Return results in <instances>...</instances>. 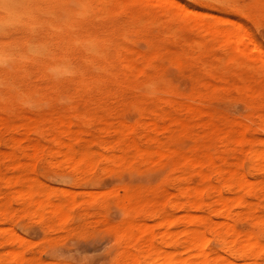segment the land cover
<instances>
[{"label": "rangeland", "instance_id": "374dc122", "mask_svg": "<svg viewBox=\"0 0 264 264\" xmlns=\"http://www.w3.org/2000/svg\"><path fill=\"white\" fill-rule=\"evenodd\" d=\"M8 1H0V228L9 226L23 239L13 241L9 228L0 229V264H59L78 259L122 264L128 249L142 243L134 228L142 220L152 224L159 246L187 258L192 252L183 237L172 244L161 239L157 202L165 201L164 212L172 221L167 228L181 232L186 215L182 206L188 202L179 193L182 187L219 185L225 196H231L221 172L236 165L248 173L253 185L246 192L264 204V173L252 171L247 156L250 148L264 142V62L250 59L257 54L252 44L247 46L250 58H235L231 45L213 33L214 28L223 32L237 22L236 28H244L264 51L260 0H171L196 12L194 20L181 8H173L174 13L169 7V12L162 3L152 1L154 5L149 0H122L120 6L115 0L95 6L97 0H87L85 12L83 0ZM237 3L238 8L222 7ZM70 10L76 14L73 21ZM56 16L63 18L61 22ZM61 24L62 32L57 29ZM66 30H74L73 43L69 44L72 32L66 35ZM92 39L99 41V47L91 46ZM100 45L106 52H98ZM100 68L107 71L106 77ZM149 78L154 79L152 83ZM190 106L199 113L191 114ZM243 128L246 139L239 143L234 135ZM148 136L154 138L149 145ZM134 139L140 143L138 148L132 146ZM188 157L215 158L213 168H204L208 180L200 181V170L187 169ZM126 194H137L143 205L134 208ZM204 200L213 209L215 199L205 194ZM53 207L59 208L57 213L50 212ZM60 210L66 213L61 221L56 218ZM241 210L232 208L236 231L241 236L256 233L264 242V226L249 222L245 214H239ZM192 213L209 217L208 224L198 229L207 236L209 249L223 253L213 228L221 216L207 208ZM124 230L128 242L122 236ZM11 250L16 254H8ZM233 261L244 264L240 259Z\"/></svg>", "mask_w": 264, "mask_h": 264}, {"label": "bare ground", "instance_id": "6f19581e", "mask_svg": "<svg viewBox=\"0 0 264 264\" xmlns=\"http://www.w3.org/2000/svg\"><path fill=\"white\" fill-rule=\"evenodd\" d=\"M1 1V0H0ZM3 1V0H2ZM8 0H6V2H7ZM19 1V0H18ZM18 1H16V2H18ZM62 1V0H61ZM61 1L60 2H58L59 3V5H60V3H61ZM82 1V0H81ZM87 0H83V4H84V2H86ZM90 2L92 1V0H89ZM102 1L103 0H101V2H99V0H97L95 3L94 2H92V3H94V6H95V4H98V3H100V5H101V3H102ZM115 1H117V2H119L118 3V5L120 6V4H121V2H122V0H115ZM147 1V0H146ZM150 2H151V4H154L155 2H160V3H162L165 7H166V9H167V7H168V11L170 12V10H169V7L170 8H172V10H173V8H175V9H179V8H181V9H183L184 7L183 6H180L179 5V3H177V2H174V1H171V0H149ZM152 1H154V3H152ZM221 1V0H220ZM244 1V0H243ZM242 1V2H243ZM9 2V1H8ZM66 2V1H65ZM78 2V1H77ZM150 2H146L147 4H149ZM215 2V1H214ZM218 2H219V0H218ZM66 3H68V0H67V2ZM79 3H81V2H79ZM89 3V2H88ZM160 3H157L156 5H159ZM238 4V3H237ZM260 4L261 5H264V0H260ZM5 5H6V3H5ZM15 5V4H14ZM18 5V4H17ZM80 5H82V3L80 4ZM85 5V7H84V12H85V9H86V5L87 4H84ZM90 4H88V6H89ZM155 5V4H154ZM239 5V4H238ZM8 6V5H7ZM88 6H87V8H88ZM91 6V5H90ZM118 6V7H119ZM56 8H57V5L55 6ZM68 6L66 5V7H65V9L67 8ZM92 7V6H91ZM96 7H97V5H96ZM0 8H2V7H0ZM36 8V7H35ZM61 8H62V6H61ZM69 8V7H68ZM67 8V9H68ZM93 8V7H92ZM92 8H91V10H92ZM101 8H102V6H101ZM100 8V9H101ZM60 9V8H59ZM58 9V10H59ZM99 9V10H100ZM9 10H10V8H9ZM13 10H14V8H13ZM54 11H55V9H53ZM58 10L57 11H55L54 13H57L58 12ZM76 10L78 11V8L77 9H75V12H76ZM90 10V11H91ZM162 10V9H161ZM184 11H183V13L185 14V16L189 19H193L194 20V18H193V16L194 17H196V12H192V10H188L187 8H185V9H183ZM256 10V9H255ZM5 11H6V9H5ZM41 11V10H40ZM61 11V10H60ZM86 11H87V9H86ZM89 11V12H90ZM178 11V10H177ZM52 12V11H51ZM62 12H63V10H62ZM66 12V11H65ZM69 12H71L72 14V21L75 19V13H74V11L72 12V10H70ZM81 12V11H80ZM101 12V11H100ZM173 12L175 13L176 11H174L173 10ZM233 12V11H232ZM24 13V12H23ZM39 13V11L38 12H36V14L37 15H40V14H38ZM53 13V12H52ZM54 13H53V15H54ZM59 13H61V12H59ZM59 13H57V14H59ZM77 13V12H76ZM178 13V12H177ZM196 15H195V14ZM11 14H12V12H11ZM44 14V12L41 14V16ZM73 14H74V16H73ZM82 14V13H81ZM84 14V13H83ZM87 14H88V12H87ZM183 14V15H184ZM19 15V14H18ZM27 15V14H26ZM62 15V14H61ZM60 15V17H63V16H61ZM85 15V14H84ZM84 15H83V17H84ZM205 15V14H204ZM12 16V15H11ZM48 16V15H47ZM181 16V14H179V17ZM53 17V16H52ZM57 17V16H56ZM58 17H59V15H58ZM57 17V18H58ZM73 17H74V19H73ZM77 17V16H76ZM81 17V16H80ZM79 17V18H80ZM11 17H9V19H10ZM27 18V17H26ZM29 18V17H28ZM40 18V17H39ZM60 18H58V20H59ZM63 18H61L60 20H59V22H61V20H62ZM78 19V18H77ZM81 19V18H80ZM216 19H218V18H216ZM224 19V18H223ZM4 20V19H3ZM18 19H16V21H17ZM55 20V19H54ZM53 20V21H54ZM58 20H55L56 22L58 21ZM123 20V19H122ZM222 21V19H219V21ZM2 21V20H1ZM0 21V22H1ZM12 21H13V19H12ZM19 21H20V19H19ZM40 21V20H39ZM52 21V20H51ZM80 21V20H79ZM220 21V22H221ZM254 21V20H253ZM8 22H9V20H8ZM7 21H5V23H8ZM56 22H53L54 24H57ZM58 22V25L60 24ZM63 22V21H62ZM223 22V21H222ZM224 22H226V21H224ZM4 22H2V24H3ZM17 23V22H16ZM49 23V22H48ZM64 24H65V22H63ZM231 23V22H230ZM233 23H234V26H231V27H229V28H225V29H223L224 31L222 32V30L220 29V31L219 30H217V29H213L212 31H213V33H216V34H218V35H220L221 37H223V42L225 43H227L228 45L230 44L231 45V54L233 55V56H235V58H244V57H247V58H250V56L248 55L249 53H248V50H247V46H248V44L249 45H251L252 44V47H253V49H256L257 50V54H255V55H257L258 56V58H257V56H253V58L251 57L250 59H257V61L260 59L262 62H264V51L261 49V47L257 44V43H255L249 36H248V32H246V30L244 29V28H241V29H239V28H236V27H238L237 25L235 26V23L237 24V22H232V24L231 25H233ZM14 24V23H13ZM21 24V23H20ZM23 24V23H22ZM26 23L24 22V26H27V24L25 25ZM28 24H29V21H28ZM37 24H38V22H37ZM36 24V26H41V24H39V25H37ZM64 24H61L62 25V28H57V27H55V28H57V29H60L59 31H61L62 32V29H63V25ZM67 24H68V22H67ZM9 25V24H8ZM15 25H17V24H15ZM30 25H31V22H30ZM29 25V26H30ZM72 25H73V28L75 29V27H74V23L72 22ZM76 25V24H75ZM206 25V24H205ZM11 26H12V24H11ZM33 26V25H32ZM45 26H47V24L45 23ZM69 26L70 25H68V28H69ZM203 26V25H202ZM241 26V25H240ZM20 27V26H19ZM52 27H53V24H52ZM64 27H66V24H65V26ZM71 27V26H70ZM207 27H208V25H207ZM242 27V26H241ZM36 28V27H35ZM68 28H64V29H68ZM201 28V27H200ZM47 29H49V32H50V27H48L47 26ZM57 29H55V30H57ZM205 29H209V28H206L205 27ZM24 30H25V28H24ZM26 30H28V27H27V29ZM68 30H71V28L70 29H68ZM76 30V29H75ZM79 30H80V28H79ZM201 30V29H200ZM211 30V29H210ZM218 32H217V31ZM31 31V30H30ZM36 31V30H35ZM35 31H34V33H35ZM53 31H54V29H53ZM67 31V30H66ZM84 31V30H83ZM170 31H171V29H170ZM28 32H29V30H28ZM55 32V31H54ZM57 32V34H58V31H56ZM72 32V31H71ZM71 32H69V31H67L66 32V35L69 33H71ZM73 32H74V30H73ZM72 32V34H70V42H69V44L70 43H73V42H71L72 41V36L74 35V33ZM86 32V31H85ZM208 32V31H207ZM206 32V33H207ZM48 33V32H47ZM32 34H33V32H32ZM65 34V33H64ZM168 34H169V32H168ZM209 34V33H208ZM37 35V34H36ZM52 35H53V32H52ZM175 35V34H174ZM31 36V35H30ZM59 36H61V33L59 34ZM65 36V35H64ZM69 36V35H68ZM76 36H77V33H76ZM171 36H173V34H171ZM207 36V35H206ZM210 37H211V34H210ZM47 38V37H46ZM73 38H74V36H73ZM225 38V39H224ZM81 39V38H80ZM80 39H78V40H80ZM83 39H84V41H85V39H86V35H85V38H84V36H83ZM74 40H76V38L74 39ZM77 40V41H78ZM93 40V39H92ZM90 41V43L91 42H93V43H91V46H92V44H98L99 43V41H95L96 43H94V40L93 41ZM203 40H205V39H203ZM76 41V42H77ZM42 42V41H41ZM81 42V41H80ZM89 42V40L87 39V41H86V43H85V45L87 44ZM173 42V41H172ZM27 44V43H26ZM78 44L80 45V46H77V48L79 49L80 47H81V43H79L78 42ZM89 44V43H88ZM30 45V44H29ZM36 45H38L39 46V44H36ZM42 45H43V43H42ZM93 45V46H94ZM99 45V44H98ZM97 45V46H98ZM24 46V45H23ZM73 46V45H72ZM75 46V45H74ZM101 46V45H100ZM198 46V45H197ZM25 48L24 49H26V45L24 46ZM99 47V46H98ZM102 47L103 46H101V48L100 49H97L98 50V52H99V50L101 51H103V52H106V51H104L103 49H102ZM190 47V46H189ZM31 48H32V45L30 46V49H29V53H30V50H31ZM43 48V47H42ZM65 48V47H64ZM74 48H76V47H74ZM86 48H87V45H86ZM89 48H90V45H89ZM93 48H96L95 46L93 47ZM104 48V47H103ZM117 48V47H116ZM16 49V48H15ZM35 49L36 48H33V52H35ZM82 49L84 50V48H83V42H82ZM92 48H90V50H91ZM181 49V48H180ZM73 50V49H72ZM80 50V49H79ZM87 50V49H86ZM94 50V49H93ZM115 50V49H114ZM8 51V50H7ZM19 51H20V49H19ZM24 51V50H23ZM22 51V52H23ZM26 52H27V50H25ZM32 51V50H31ZM41 52H42V50H40ZM46 51H47V47H46V49L44 50V52L46 53ZM94 51H96V50H94ZM219 51V50H218ZM11 52V51H10ZM12 52H13V49H12ZM25 52V53H26ZM50 52V51H49ZM83 52H85V51H83ZM87 52V51H86ZM90 52V51H89ZM88 52V53H89ZM97 52V51H96ZM102 52V53H103ZM115 52V51H114ZM63 53H64V51H63ZM100 53V52H99ZM28 54V53H27ZM32 55H34V53H31ZM41 54V53H40ZM90 54V53H89ZM95 54V52L93 53V55ZM105 54H107V53H105ZM116 54V53H115ZM180 54H183L182 52H180ZM92 54L91 55H89L90 56V58H91V56H93ZM96 55V54H95ZM99 55V54H98ZM10 56V55H9ZM21 56V55H20ZM28 56H29V54H28ZM84 56V55H83ZM88 56V57H89ZM150 56H151V54H150ZM249 56V57H248ZM0 57H2L1 55H0ZM5 57H6V55H5ZM5 57H4V59H5ZM18 57V55L16 56V59H18L17 58ZM99 57V59H100V56H98ZM98 57L97 58H95V59H98ZM11 58V57H10ZM35 58V57H34ZM36 58H37V54H36ZM62 58H65V57H62ZM70 58V57H69ZM102 58V57H101ZM107 58V57H106ZM181 58H183L184 59V57H181ZM8 59V58H7ZM66 59V58H65ZM82 59V58H81ZM84 59H86L85 57H84ZM94 59V58H93ZM104 59H105V57H104ZM103 59V60H104ZM180 58H178V57H176V61H178ZM220 59V58H219ZM15 60V59H14ZM26 60V59H25ZM67 60V59H66ZM92 60V59H91ZM101 60V59H100ZM181 60V59H180ZM185 60H187V59H185ZM216 60V59H215ZM240 60V59H239ZM81 61H83V59L81 60ZM89 61V60H88ZM93 61V60H92ZM112 61V60H111ZM114 61H115V58H114ZM153 61H154V59H153ZM218 61V60H217ZM244 61V60H243ZM252 61V60H251ZM94 62V61H93ZM92 62V64H94ZM96 62V61H95ZM179 62H181V61H179ZM239 62V61H238ZM58 63H59V61H58ZM68 63V62H67ZM85 63H86V61H85ZM88 63V62H87ZM106 64V62L104 61L103 62V64ZM156 63V62H155ZM232 63V62H231ZM233 63H235V61L233 62ZM55 64V63H54ZM83 64V63H82ZM173 64V63H172ZM181 64V63H180ZM179 64V65H180ZM59 65V64H58ZM58 65H57V67H58ZM83 65H85V64H83ZM90 65V64H89ZM76 66V65H75ZM86 66V68H87V64L85 65ZM92 66V65H91ZM90 66V67H91ZM107 66H108V64H107ZM177 66H178V64H177ZM203 66V65H202ZM62 67V66H61ZM67 67H68V65H67ZM102 67H104V66H102ZM109 67V66H108ZM136 67V66H135ZM243 67H245V65H243ZM246 68V67H245ZM60 69V68H59ZM97 69V68H96ZM144 69H146V67H144ZM203 69V68H202ZM100 70H101V68H100ZM148 70V69H147ZM210 70V69H209ZM72 71V70H71ZM70 71V72H71ZM77 71V70H76ZM99 71V70H98ZM119 71V70H118ZM82 72H83V70H82ZM84 72H85V70H84ZM84 72H83V74H84ZM104 73V69L102 68V70H101V72L100 73ZM107 72V71H106ZM105 72V73H106ZM65 73V72H64ZM102 73V74H103ZM105 73L103 74V75H105ZM75 74V73H74ZM74 74H72V75H74ZM262 74H263V72H262ZM65 75H67V74H65ZM64 75V76H65ZM68 76H70L69 74H68ZM76 76H77V73H76ZM63 77V76H62ZM105 77H106V75H105ZM115 77V76H114ZM153 78H155V77H153ZM158 78V77H157ZM92 79V78H91ZM90 79V80H91ZM93 79H95V78H93ZM98 79H100V78H98ZM150 79V78H149ZM104 79H102V81H103ZM152 80H154V79H152ZM152 80L150 79V83H152ZM159 80V79H158ZM158 80H157V82H158ZM89 81V80H88ZM155 81H156V78H155ZM90 82V81H89ZM92 83H93V80L91 81ZM99 82V81H98ZM148 82V81H147ZM146 82V83H147ZM159 82H161L160 80H159ZM242 83H245L244 81H241ZM82 83V82H81ZM95 84V80H94V83H93V85ZM97 84V83H96ZM148 84V83H147ZM3 85H6L5 84V82H4V84L2 83V86ZM93 85H90V86H93ZM158 85V84H157ZM1 86V85H0ZM84 86V85H83ZM85 87V86H84ZM236 92V91H235ZM237 94V93H236ZM235 94V95H236ZM170 96V95H169ZM176 97V96H175ZM256 98H258V97H256ZM206 100V99H205ZM195 103V102H194ZM187 105V104H186ZM185 105V106H186ZM159 109V108H158ZM188 109V111L191 113V114H198L199 113V110L196 108V107H194V106H190V107H188L187 108ZM257 118V117H256ZM259 120V119H258ZM158 122H159V119H158ZM178 123H179V121H178ZM250 123V122H249ZM151 126H152V128H153V126L155 125H153V123L151 122ZM132 125H134V124H132ZM210 125H211V123H210ZM253 126H255L254 124H252ZM251 124H250V126H252ZM180 126H181V124H180ZM25 128V127H24ZM29 128V127H28ZM163 128V127H162ZM245 128H246V126H245ZM245 128H243L244 129V131L242 130L241 132L239 131V134H238V136L237 135H234V137H235V139H236V141H238L239 143L240 142H243V141H245V139L246 138H244V132H245ZM251 128V127H250ZM26 129V128H25ZM25 129H24V133H25ZM247 129V128H246ZM251 129H249V131H250ZM260 130V129H259ZM263 129H261V131H262ZM26 131H28L27 129H26ZM248 131V132H249ZM264 131V130H263ZM262 131V132H263ZM238 132V131H237ZM251 132V131H250ZM28 133V132H27ZM256 133V132H255ZM127 134H131L129 131H127ZM42 138V137H41ZM137 138V137H136ZM40 139V138H39ZM41 140V139H40ZM138 140V139H137ZM247 140H249L248 138H247ZM154 142V138H152V136H148L147 138H146V143H147V145H149V144H152ZM131 143V142H130ZM140 144V143H139ZM139 144H138V142L134 139V141L132 142V146L133 147H135V148H138V146H139ZM66 145V144H65ZM67 147V146H66ZM99 147V146H98ZM103 149V148H102ZM50 151H52V150H50ZM157 151V150H156ZM154 153H155V151H154ZM160 153V152H159ZM211 153V152H210ZM42 155H44V152H43V154ZM163 155H164V153H163ZM166 155V154H165ZM245 155H247V153L245 154ZM247 156H249L248 158H250V160H251V170L252 171H254V172H257V171H262L263 173H264V142H262V143H260V145H258V146H255V147H252V148H250L249 150H248V155ZM158 158H159V156H157ZM246 157V156H245ZM247 157L245 158V160H247L248 159ZM41 159V158H40ZM39 159V160H40ZM215 158H202V159H200V160H197V159H195V158H193V157H188L187 158V160H186V166H187V169H194V170H196L197 171V169L198 170H200V181H206V180H208V177H209V174H208V172H205L204 171V168H206V167H211V168H213V166H215L217 163H216V161L214 160ZM74 161V160H73ZM78 161V160H77ZM77 161H76V163H77ZM87 161V160H86ZM44 162V161H43ZM72 162V161H71ZM48 163V162H47ZM99 164V163H98ZM248 164V163H247ZM247 164H245L244 163V165H247ZM75 165V164H74ZM112 165H113V163H112ZM219 165V164H218ZM90 167H91V165H90ZM244 170H246V169H244ZM218 174H219V176H220V169H219V171H218ZM221 174H222V176H223V178H225V179H227V181H226V185H225V187H226V189H227V192L228 193H230V194H232L231 196H225L224 195V193H223V190H222V188L218 185V186H209V185H207V186H189V187H182V189L179 191V193L182 195V196H185V197H187L188 199V202H186L185 204H183V208H185V211H186V215H185V217H184V223H185V227H184V229H182V230H180L181 232H175V231H172V230H170V228L168 227L167 228V226H168V224H169V222H170V220L171 219H168V217H167V215L165 214V201L164 200H162V201H159V202H157V209H158V213H159V218L161 219V222H160V224H159V227L161 228V229H163V235H162V237H161V239H163L164 240V244H166V243H168V244H172V243H174V242H176V241H180V239L183 237V239H184V243H185V247H186V249H189L191 252H192V254L189 256V257H187V258H182L181 259V257H178L177 256V253H175V252H167V251H165L161 246H159V243H158V238H156V236L154 235V233H153V230L150 228V226L152 225H147V223L145 222V221H139L138 223H137V227H134V226H131V228H137V231H138V233H139V235H140V237H139V240H141V244H140V246L139 247H137V248H134V247H132V248H129L128 249V252H127V254L126 255H124V259H123V261H122V264H140V263H143V264H235L234 263V261H233V259H240V260H242L243 261V263L244 264H264V242L261 240V238H260V236H258V235H253V232H251L250 233V235H247V236H241L237 231H236V228H235V223H234V220H232V218H231V215H232V208L234 207V206H236V207H239L240 209L242 208V210L239 212V214H245V216H246V218L249 220V222H251L252 224H254V225H261V226H264V204H261L260 202H255V197L256 196H254L253 194H250L249 192H246V190L247 189H249V188H251V186H253V185H251V181H248V179H247V175H248V173H246L247 175H245V172L242 170V169H240L239 168V166H233V168H231V170L228 172V171H226L225 170V172L224 171H222L221 172ZM75 176V175H74ZM212 176V175H211ZM6 177V176H5ZM36 178V177H35ZM253 178V177H252ZM39 179V178H38ZM250 180V179H249ZM212 181V180H211ZM170 183H172V182H170ZM40 184V183H39ZM168 184V183H167ZM212 184V183H211ZM222 186V185H221ZM168 187V186H167ZM117 188V187H116ZM123 188V187H122ZM17 190V189H16ZM117 190H119V189H117ZM29 191V190H28ZM106 191H108V190H106ZM110 191V190H109ZM116 191V190H115ZM169 191V190H168ZM20 192V191H19ZM26 192H27V190H26ZM31 192V191H30ZM76 192V191H75ZM86 192V191H85ZM102 192V191H101ZM17 193V192H16ZM92 193V192H91ZM205 194H206V196L208 197V198H213V199H215V204H214V207H213V209L212 208H209L208 207V203L209 202H207V201H205L204 200V196H205ZM24 195L26 196V195H31L32 196V193H29V194H25V192H24ZM93 195V194H92ZM95 195H97V194H95ZM168 195H169V193H168ZM19 197V196H18ZM125 198H126V200H128L129 201V203H131L132 205H133V207L134 208H139L141 205H143V199L141 200L138 196H137V194H126L125 195ZM48 202V205H50V204H52V206L54 205L52 202L50 203L49 201H47ZM169 201H167L166 203H168ZM18 203V202H17ZM40 203V202H39ZM51 206V207H52ZM54 206H56V205H54ZM167 208H169V206H167ZM207 208V210H208V212L210 211V212H213V213H215L218 217H220L221 216V218H222V220L221 221H218V222H216L215 223V226L213 227L217 232H218V234H219V244L218 245H220L221 244V246H222V248H223V253H218V252H214L213 250H211V249H209L208 247H207V244H206V242H207V239H206V235H205V233L202 231V230H199L198 229V227L199 226H201V225H204V224H208L207 222H209L208 220H209V217L207 216V215H202V216H198V215H195V214H193L192 213V211H194V210H205ZM58 209L59 208H57V210H56V207L54 208H52V210H50V212L51 211H53L54 210V213H57L58 212ZM45 212V211H44ZM48 212H49V210H48ZM61 210L59 211V213H58V215H57V219L59 218V220L60 219H62L63 220V218H65L66 219V216L64 215V213L65 212H61ZM62 213H63V215H64V217H61L62 216ZM66 214V213H65ZM206 214H207V212H206ZM127 215H128V213H127ZM131 215H133V212L131 213ZM131 215H128V216H131ZM132 217V216H131ZM152 217V216H151ZM143 218V217H142ZM146 218V217H145ZM211 218V217H210ZM140 219V218H139ZM27 220V219H26ZM58 220V221H59ZM61 221V220H60ZM172 222V221H171ZM170 222V223H171ZM128 225V224H127ZM132 225H135L134 223H132ZM126 226V225H125ZM130 227V226H129ZM6 228H9L10 230H9V233H8V235L10 234L11 235V233L13 234L14 233V231L8 226H6V227H4V229H6ZM212 228V229H213ZM1 229V228H0ZM3 228L1 229V231L2 230H4ZM155 229V228H154ZM11 230L13 231V232H11ZM131 231V230H130ZM137 231H136V233H137ZM130 232H128V234H129ZM136 233H134V236H133V238H136L137 237V234ZM242 234V233H241ZM122 236L124 237V239L128 242V237H127V233H126V231L124 230L123 232H122ZM12 240L14 241V240H17V242L19 241V243H20V240H22L23 238L21 237L20 238V236L18 237V235L17 234H15L14 233V235H12ZM18 238H20V239H18ZM11 240V241H12ZM17 244V243H16ZM163 244V243H162ZM220 250V249H219ZM221 251V250H220ZM123 252V251H122ZM181 252V251H180ZM10 253V255L12 256L13 254H16V252L15 251H13V250H11V252L9 251L8 252V254ZM122 254V253H121ZM120 254V255H121ZM25 255V254H24ZM13 258V257H12Z\"/></svg>", "mask_w": 264, "mask_h": 264}, {"label": "snow or ice", "instance_id": "6c2138e0", "mask_svg": "<svg viewBox=\"0 0 264 264\" xmlns=\"http://www.w3.org/2000/svg\"><path fill=\"white\" fill-rule=\"evenodd\" d=\"M222 7L226 9H233V8H238L240 7L238 4H225L222 5ZM59 264H90V262L87 259L84 260H66V261H61Z\"/></svg>", "mask_w": 264, "mask_h": 264}]
</instances>
